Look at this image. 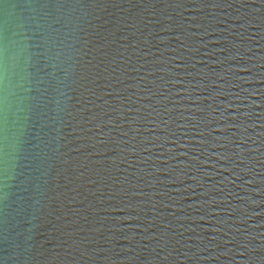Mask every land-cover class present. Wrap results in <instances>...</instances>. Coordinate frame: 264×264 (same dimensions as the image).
I'll return each instance as SVG.
<instances>
[{
	"label": "water",
	"instance_id": "95a60500",
	"mask_svg": "<svg viewBox=\"0 0 264 264\" xmlns=\"http://www.w3.org/2000/svg\"><path fill=\"white\" fill-rule=\"evenodd\" d=\"M0 264H264V0H0Z\"/></svg>",
	"mask_w": 264,
	"mask_h": 264
}]
</instances>
